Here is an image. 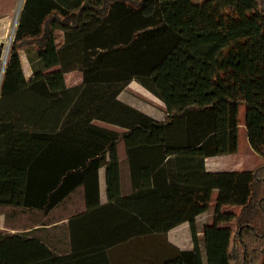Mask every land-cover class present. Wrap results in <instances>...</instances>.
Here are the masks:
<instances>
[{
    "label": "trees",
    "instance_id": "1",
    "mask_svg": "<svg viewBox=\"0 0 264 264\" xmlns=\"http://www.w3.org/2000/svg\"><path fill=\"white\" fill-rule=\"evenodd\" d=\"M255 3L257 18L193 0H24L0 85V186L18 193L0 206L47 211L80 185L95 191L87 208L98 206L105 165L107 206L141 223H79L73 262L39 237L0 230V264H106V246L183 222L194 248L165 249L161 264H264V160L205 169L207 157L238 150L242 104L249 144L264 159V0ZM30 46L38 60L26 80L19 50ZM71 70L83 79L68 87ZM133 80L165 104L164 120L119 98ZM122 140L136 190L125 197ZM212 203L202 248L196 218Z\"/></svg>",
    "mask_w": 264,
    "mask_h": 264
},
{
    "label": "crops",
    "instance_id": "2",
    "mask_svg": "<svg viewBox=\"0 0 264 264\" xmlns=\"http://www.w3.org/2000/svg\"><path fill=\"white\" fill-rule=\"evenodd\" d=\"M12 0H0V25H4V20L10 13V6ZM10 21V20H9ZM7 23V22H6ZM1 33V32H0ZM58 40L57 43L60 46V42L63 41V32L57 31ZM1 36V34H0ZM26 50V51H25ZM25 50H19L22 68L26 80H30L34 74L33 65L36 64L38 58L36 55V49L26 48ZM22 52L25 53V60L23 59ZM25 68V69H24ZM60 69L59 65L52 66L45 70V73H49L54 70ZM65 82L68 87L76 86L82 83L83 75L80 70H71L64 74ZM135 83V84H134ZM138 83V82H137ZM135 80L131 81L126 87L131 86L137 92L148 91L140 83L137 84ZM124 89V90H125ZM121 94V93H120ZM155 96L154 94H152ZM156 97V96H155ZM158 98V97H157ZM159 99V98H158ZM137 107V106H136ZM140 109V108H138ZM141 110V109H140ZM143 111V110H142ZM144 112V111H143ZM151 115V114H149ZM152 116V115H151ZM95 124L109 128L100 123ZM4 145L0 143L2 148ZM235 153L224 154L218 156H211L205 159V169L207 171H219V170H239L242 165L236 161ZM118 155L120 160V175H121V192L122 196H128L134 193L133 182L131 176V170L129 165L128 156L124 141L119 142ZM233 158V159H232ZM106 159L109 160V154L106 153ZM232 160V162H230ZM256 166L249 167L252 169ZM175 170V168H173ZM98 192L100 205L87 208L85 194H94V189L89 186L87 189L84 185L78 186L66 199L51 208L50 210L30 209L24 207H16L11 205L0 206V230L5 233H28L30 235L39 237L45 242L50 249H52L57 255L64 256L67 261L73 262L75 259L73 256L79 257V254H74V243L72 241V229L76 231L77 225L87 224L85 230H94L101 226L106 227L107 223H141L137 219H134L130 215L129 209L121 208L115 209L113 206H107V178H106V166H101L98 169ZM171 173V171H170ZM15 189L5 188L0 186V196L11 195L18 193L13 191ZM81 195L79 203H71L70 200L74 195ZM73 200V199H72ZM227 207V206H226ZM231 207V206H229ZM234 208V206H233ZM235 210V209H230ZM208 211V210H206ZM205 211V212H206ZM229 211V210H228ZM132 213V212H131ZM202 214V213H201ZM196 218V223L201 215ZM209 222V221H208ZM207 221L205 223H208ZM20 223H30L22 225ZM205 225V224H204ZM202 225V227L204 226ZM198 226V225H197ZM178 228H185L184 235L188 234L191 240L190 246H185L181 242V238L176 240L171 237L173 230ZM189 228V229H188ZM198 230H202L201 227ZM104 233V234H103ZM107 229L104 228L102 235L105 237ZM105 235V236H104ZM199 241L200 235L198 234ZM107 243V239L105 237ZM108 242L113 243L111 238ZM115 245V246H113ZM189 250L194 248V242L192 240V233L188 222L178 224L174 228H171L166 234H149L144 236H138L130 238L124 241H118L111 246H106L105 251L108 253V263L106 264H161L162 251L167 250L168 253H175L176 249Z\"/></svg>",
    "mask_w": 264,
    "mask_h": 264
},
{
    "label": "rangeland",
    "instance_id": "3",
    "mask_svg": "<svg viewBox=\"0 0 264 264\" xmlns=\"http://www.w3.org/2000/svg\"><path fill=\"white\" fill-rule=\"evenodd\" d=\"M193 1L199 4L214 3V4H217L221 7L227 8L228 10H231L237 13H245L252 17H256V18L258 17L255 0H193ZM11 2L12 4L10 6L11 8L10 13L8 17L2 20V21L6 20L7 23L4 22V25L2 26L0 25V32H1L0 33L1 34L0 36V85H1V79H2L3 72H4V68L6 66V62H7L11 47H12L14 37H15V31L17 27V18H19L18 12L21 11L24 0H12ZM26 48L35 49L33 46L26 47ZM26 48H22L21 50H25ZM25 53L26 52H22L24 60H25V56H24ZM119 98L122 101L129 103L135 107L137 106V108H140L147 114H151L154 118L158 120H164L166 118L165 104L160 99L153 96L147 91H144L142 93L137 92L131 85L121 92V94L119 95ZM239 120L241 124L239 128L238 152L235 154L234 157L235 159H238L236 161H238L242 165V167L240 168L246 169L249 167H253L255 164L258 165L259 163L263 162L264 159L260 157L256 152H254V150L251 148L249 144L248 137H247V130L245 126L246 106L244 104H242L239 109ZM96 123H100V121L96 120ZM102 124L109 127V129H112L119 133H123L124 131H126L125 128L119 125L110 124L106 122H102ZM230 162H232V160H230ZM80 198H81V195L76 194L73 196L72 198L73 200L71 199L70 202L72 203L74 201L73 203H75L76 201V205H77L80 201ZM213 203L209 207L208 211L203 212L199 216L197 220L198 221L197 225L199 226V228L201 227L202 229L203 228L202 225H204L206 221L208 222L211 220L213 211H214ZM230 209H236V207L234 208L233 206L222 207V211H228V210L231 211ZM20 224L26 225L30 223H20ZM184 232H185V228H178L177 230L175 229L172 231L171 237L176 240H179L178 238H181V242L183 245L190 246L191 244V240L189 238L190 232L188 230L187 235H184L183 234ZM199 235L201 239L200 245L202 246V248H204L202 230L199 231Z\"/></svg>",
    "mask_w": 264,
    "mask_h": 264
},
{
    "label": "water",
    "instance_id": "4",
    "mask_svg": "<svg viewBox=\"0 0 264 264\" xmlns=\"http://www.w3.org/2000/svg\"><path fill=\"white\" fill-rule=\"evenodd\" d=\"M19 13H20V11L18 12V15H19ZM17 20H18V18H17Z\"/></svg>",
    "mask_w": 264,
    "mask_h": 264
}]
</instances>
